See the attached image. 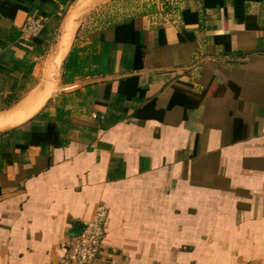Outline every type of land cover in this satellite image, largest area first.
<instances>
[{
	"label": "crops",
	"instance_id": "obj_1",
	"mask_svg": "<svg viewBox=\"0 0 264 264\" xmlns=\"http://www.w3.org/2000/svg\"><path fill=\"white\" fill-rule=\"evenodd\" d=\"M97 206L93 264H264V0H0V264Z\"/></svg>",
	"mask_w": 264,
	"mask_h": 264
},
{
	"label": "built area",
	"instance_id": "obj_2",
	"mask_svg": "<svg viewBox=\"0 0 264 264\" xmlns=\"http://www.w3.org/2000/svg\"><path fill=\"white\" fill-rule=\"evenodd\" d=\"M40 27V19L30 20L26 25V35L36 36ZM105 219L106 209L97 206L91 219L84 224L81 233L65 246L63 255L56 264H93L103 238Z\"/></svg>",
	"mask_w": 264,
	"mask_h": 264
},
{
	"label": "trees",
	"instance_id": "obj_3",
	"mask_svg": "<svg viewBox=\"0 0 264 264\" xmlns=\"http://www.w3.org/2000/svg\"><path fill=\"white\" fill-rule=\"evenodd\" d=\"M58 1L62 6H67L73 0ZM81 73L82 67L77 60V51L75 49H71L61 67V82L63 84H69L77 75H80ZM63 114H65L63 113V111L58 110L57 116L53 119H49L47 131L45 133L32 134L29 140V144L44 143L50 144L52 146H57L61 142V138L59 136V131L56 129L54 123L58 121Z\"/></svg>",
	"mask_w": 264,
	"mask_h": 264
},
{
	"label": "rangeland",
	"instance_id": "obj_4",
	"mask_svg": "<svg viewBox=\"0 0 264 264\" xmlns=\"http://www.w3.org/2000/svg\"><path fill=\"white\" fill-rule=\"evenodd\" d=\"M103 7L102 3H96V7L94 9L99 10Z\"/></svg>",
	"mask_w": 264,
	"mask_h": 264
},
{
	"label": "bare ground",
	"instance_id": "obj_5",
	"mask_svg": "<svg viewBox=\"0 0 264 264\" xmlns=\"http://www.w3.org/2000/svg\"><path fill=\"white\" fill-rule=\"evenodd\" d=\"M72 13H74V12H72Z\"/></svg>",
	"mask_w": 264,
	"mask_h": 264
}]
</instances>
